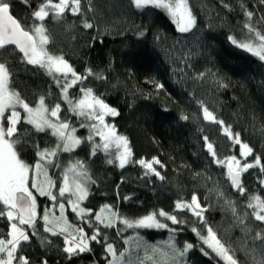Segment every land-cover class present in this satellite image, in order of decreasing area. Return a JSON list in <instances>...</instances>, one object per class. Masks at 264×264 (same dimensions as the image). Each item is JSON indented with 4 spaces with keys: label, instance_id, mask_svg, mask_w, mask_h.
<instances>
[{
    "label": "trees",
    "instance_id": "1",
    "mask_svg": "<svg viewBox=\"0 0 264 264\" xmlns=\"http://www.w3.org/2000/svg\"><path fill=\"white\" fill-rule=\"evenodd\" d=\"M9 2L11 13L28 26L34 22L31 13L43 0ZM188 3L195 17V25L188 32H180L165 10L151 6L137 9L131 0H81V13L73 15L66 11L60 21L48 17L43 22L49 36L46 45L49 54L62 56L77 74L87 77L69 88V98L74 101L81 88H90L117 110L118 115H109L110 123L118 135L127 138L131 149L129 163L123 168L115 159V150L106 153L101 148L92 155L98 138L80 126L79 116L63 99L57 84V79L64 83L62 74L49 75L44 69L27 64L21 58L22 53L11 47L8 51L0 50V62L6 61L12 73L10 89L19 93L29 106L37 105L41 97L49 109L59 103V121L70 123L84 141L71 152L58 151L56 156L42 161L47 178L55 186L49 189L44 185L45 175L38 186L44 185L46 191H51L57 197L53 201L50 196L40 195L31 183L34 165L41 160L37 152L51 150L58 139L51 129L38 133L23 119L17 125L21 144L16 150L22 160L33 166L28 187L36 197L39 213L43 208L60 213L58 204L63 201L67 221L74 227H83L89 236L92 230L88 220H94V213L104 205L113 206L129 221L161 210L180 221L174 224L157 216L168 225L160 229L127 228L119 220L111 228L101 224L100 242H90V252L69 259L63 252L64 236L45 232L43 218L37 217L36 235L25 226L30 240L22 242L17 253L26 257L29 264L44 261L108 264L109 243L117 254L129 249L136 260L140 249L132 244L135 237L154 242L173 240L176 248L182 250L185 244H192L193 248L182 257L185 264H228L201 239L207 237L209 227L231 250L238 264H259L264 260V243L255 239L258 232H264V227L254 220L253 209L247 206L254 195L264 199L261 183L264 172L260 170L264 166V61L229 39L256 43L248 25L264 34V0H188ZM249 12L251 17L247 15ZM85 21L93 27L85 28ZM204 108L223 124L204 119ZM16 110L25 117L19 105ZM226 127L233 137L239 134L241 144L252 148L251 155L241 156L240 144L225 133ZM90 134L93 140L88 141ZM208 143L213 145L215 156L209 152ZM257 156L261 165L241 173L246 190L241 195L234 191L226 172L228 159L236 157L242 166L245 162L254 163ZM109 159L114 163H108ZM141 159H158L159 175L140 165ZM77 161L83 162L90 177L89 195L82 205L92 211L84 220L71 210L68 194L59 196L65 169ZM193 195L204 209L203 221L189 209L176 208L178 201L191 203ZM10 223L0 217V238H9L6 234ZM201 249L209 255H204Z\"/></svg>",
    "mask_w": 264,
    "mask_h": 264
},
{
    "label": "snow or ice",
    "instance_id": "2",
    "mask_svg": "<svg viewBox=\"0 0 264 264\" xmlns=\"http://www.w3.org/2000/svg\"><path fill=\"white\" fill-rule=\"evenodd\" d=\"M131 3L137 9H145L151 6L165 10L171 16L180 32H188L195 25V17H193L188 6V0H131ZM10 8L9 0H0V50L8 51L11 47L18 54L22 53L21 58L27 64L37 66L38 69H44L49 75H52L54 72L61 73L65 77L64 83L61 84L59 79H57V84L70 110L77 116L84 117L86 120L98 122L89 126L95 132V135L100 136L102 140L101 144L94 145L92 155H95L101 148L108 153L109 149L114 145L116 148L115 159L119 161V166L123 168L125 164L129 163V157L131 156L128 140L126 137L116 133L114 125H108L104 121L106 115H118L117 110L111 108L98 96H95L93 90L90 88H81L80 91L83 93V97L74 103L69 98L68 90L87 77L77 74L62 56L50 55L46 50V45L49 44V36L43 23L45 19L51 17V19L60 21L64 18L66 11L71 12L73 15L81 13V0H43L42 3L37 5V9L31 13L34 22L28 26L21 24L19 20L14 18L11 15ZM247 15L251 17L252 13L249 12ZM35 21H40L41 23L37 25ZM83 26L85 28L93 27L87 21L84 22ZM248 28L250 33H254L255 46L252 41L238 42L232 37H229V39L232 44L264 61V34L257 32L251 25H248ZM69 74H71L70 80L68 79ZM88 74H92L91 69L88 70ZM11 76L12 73L9 70L7 62H0V205H3V207H0V217H5L11 222L10 231L6 234L9 238H0V264H14L17 261L19 264H29V260L26 257L18 256L17 253L22 246V242L30 240V235L25 226L33 229L32 235H36L35 227L38 214L36 210V197L28 187V174L33 166L22 160L16 150V146L21 144V134L18 131L17 125L21 124L23 119L27 124L32 125L38 133H46L51 129L52 135L58 139V143L51 150L44 149L37 152V155L41 157V160L37 161L34 165L37 172L42 169V161L56 156L58 151L71 152L84 141L76 137V129L71 127L70 123H57L48 118V113L50 112V116L59 121L61 107L59 103L49 109L45 105V98L41 97L39 105L35 109L30 107L20 98L19 93L10 89ZM17 105L27 114L25 117L22 118L20 112L16 110ZM184 119H187V117H184ZM204 119L215 121V117L207 108H204ZM215 122L223 124V121ZM84 126V124L81 125V127ZM25 131L27 132V129ZM225 133L233 138L237 144H240L242 157H248L253 153L252 148L247 144L240 143L238 133L233 137L227 127L225 128ZM86 139L91 141L93 140V136L90 134ZM205 140H207V137H205ZM207 147L212 156H215L216 153L213 145L208 143ZM217 162L223 163L222 161ZM108 163H114V160L109 159ZM138 163L155 175H159L153 167L154 163L159 164L158 160L145 161L141 159ZM260 165L261 160L259 156L255 158L254 163L245 162L242 166L241 161L236 157L228 159L227 174L231 179L232 186L241 195L246 194V190L240 179L241 173ZM77 169L81 171H77ZM83 169L84 165L82 161H77L75 164L70 165L63 175V184L59 188L60 197H64L66 193L69 194L67 203L81 220H84L86 215L92 211L91 209L86 210L80 207V202L87 199L89 195L86 179H90V177H87V172ZM260 170L264 172V166H261ZM68 172L72 173L71 177L68 175ZM44 175L48 188L54 187V182L50 178H47L46 172ZM82 177L86 179H82ZM261 183L264 184V181H261ZM32 188H36L42 196L47 195L53 201L57 200V197L51 191H46L35 182L32 183ZM71 197H75V200L71 199ZM58 206L60 209L59 217L53 216L50 218L48 211L44 212L42 217L44 231L52 235L64 236L65 247L63 248V252L67 254L69 259L78 256L80 253L90 252L92 250L90 242H100L101 224L105 228H111L119 220L127 228H167L168 225L161 223L157 219V216L166 217L174 224L180 223L175 215H169L163 210L158 213H150L135 221H129L127 218L121 217L114 210L113 206L105 205L99 212L94 213V220H88V226L92 230V234L89 236L83 227H74L67 221L64 215L65 203L63 201L59 202ZM247 206L253 209L251 216L254 220L261 222V226L264 227V199L259 195H254L250 197V202ZM176 208L189 209L203 221L202 213L204 209L200 206L198 198L195 195H193L191 203L178 201ZM233 212L235 213L234 208ZM193 231H196V229H193ZM207 232V237L201 236V239L208 248L217 257L227 261L228 264H238V261L230 254L231 250L220 241L210 227L207 229ZM197 234L199 235V233ZM103 239L106 241L107 237L104 236ZM255 239H259L264 243V232H258ZM125 243H128V241H125ZM167 243L174 253L171 258L168 257L167 252L162 251L158 246L146 245L142 242L141 238H138L136 246L144 248L145 256L143 259L137 258L136 260L132 258L129 249H125L117 254V250L113 244H106V252L111 254L112 257L108 261V264H146L148 261H151V264H170L171 260H175L177 257H185L187 252L193 248L192 244H185L183 250H181L176 248L173 240H169ZM149 251L153 255H149ZM201 251L204 255H209L207 251L203 249ZM126 253L128 254L127 259H125ZM157 253L160 254V260L154 259ZM43 264H47V262L44 261ZM259 264H264V260L260 261Z\"/></svg>",
    "mask_w": 264,
    "mask_h": 264
},
{
    "label": "rangeland",
    "instance_id": "3",
    "mask_svg": "<svg viewBox=\"0 0 264 264\" xmlns=\"http://www.w3.org/2000/svg\"><path fill=\"white\" fill-rule=\"evenodd\" d=\"M188 6H189V8H190V10H191V7H190V5H189V3H188ZM191 13H192V15H193V12H192V10H191ZM169 15V14H168ZM170 16V15H169ZM193 17H194V15H193ZM170 18H171V16H170ZM172 19V18H171ZM233 38V37H232ZM254 44V46H255V43H253ZM58 74H61V73H58ZM69 75H71V74H69ZM96 96V95H95ZM83 97V93L81 92V91H79V93H78V95L75 97V99H74V103L77 101V100H79L80 98H82ZM40 102V101H39ZM39 105V103L37 104V105H35V106H30V107H32V108H36L37 106ZM27 114L25 113V116H26ZM48 118L49 119H51L53 122H57V123H59V122H61V121H57L56 120V118H54V117H51L50 116V112L48 113ZM79 120H80V126L82 125V124H84L85 125V127L87 128V131H90L93 135H95V132L94 131H92V129L89 127L91 124H93V123H98L97 121H95V120H86L84 117H81V116H79ZM104 121H105V123L106 124H108V125H111V123H110V120H109V115H106L105 117H104ZM64 122V121H63ZM75 135H76V137H78L77 136V133L75 132ZM97 138H98V142H99V144H101L102 143V140H101V137L100 136H97V135H95ZM79 138V137H78ZM110 149H112V150H115L116 151V148H115V146L113 145ZM49 159H50V157H49ZM155 160H158V159H155ZM145 161H153V159H150V160H145ZM159 161V160H158ZM75 164V163H74ZM42 169L39 171V172H37V170L34 168L33 169V177H32V179H33V182H35L37 185H38V182H39V179L44 175V173L46 172L47 173V171H46V167L44 166V164L42 163ZM70 165H72V164H70ZM70 165L65 169V171L66 170H68L69 169V167H70ZM156 165L157 164H153V167H154V169H155V171L157 170V167H156ZM84 170V169H83ZM77 171H81L80 169H77ZM65 173V172H64ZM29 175H30V171H29V174H28V179H29ZM68 175L71 177L72 176V173L71 172H68ZM82 179H86V178H84V177H82ZM87 183H88V179H86V185H87ZM32 184V183H31ZM28 185H29V183H28ZM44 185L46 186L47 185V182H44ZM44 185H43V187H44ZM42 187V186H41ZM88 189V188H87ZM31 191V190H30ZM33 193V192H32ZM66 194H68V193H66ZM34 195V194H33ZM68 197H69V194H68ZM69 199V198H68ZM71 199H73V200H75V197H71ZM70 206V205H69ZM105 206V205H104ZM71 207V206H70ZM80 207H82V208H84L83 207V205H82V202H80ZM103 207V206H102ZM101 207V208H102ZM85 209V208H84ZM36 210H37V217H43V214H44V212L47 210H44V208L42 209V212L41 213H39L38 212V207H37V201H36ZM48 211V213H49V216H50V218L51 217H53V216H55V217H59L60 216V213H55L53 210L51 211V212H49V210H47ZM105 215H107V213H105ZM140 218H142V217H140ZM140 218H138V219H140ZM157 219L159 220V218L157 217ZM160 222H161V220H159ZM117 223V222H116ZM162 223V222H161ZM138 238H141V237H135L134 239H133V241H132V244H134V247H136V248H138L136 245H137V239ZM142 239V242L144 243V244H146V245H149V246H151V245H156V246H158L162 251H164V252H167V254H168V257L169 258H171L173 255H174V253L172 252V249H171V247L168 245V241H159V242H154V241H150V240H145V239H143V238H141ZM129 242V241H128ZM138 249H140V254H139V259H143L144 258V256H145V253H144V248L143 247H140V248H138ZM179 249V248H178ZM182 250V249H181ZM149 255H153L152 253H151V251H149ZM112 258V257H111ZM128 257H125V259H127ZM154 259H156V260H160L161 259V257H160V254L159 253H157V254H155V256H154ZM227 262V261H226ZM228 263V262H227ZM146 264H151V261H148V262H146ZM170 264H185V262H184V260L182 259V257H177L175 260H171V262H170Z\"/></svg>",
    "mask_w": 264,
    "mask_h": 264
},
{
    "label": "water",
    "instance_id": "4",
    "mask_svg": "<svg viewBox=\"0 0 264 264\" xmlns=\"http://www.w3.org/2000/svg\"><path fill=\"white\" fill-rule=\"evenodd\" d=\"M11 15L14 17V18H16L12 13H11ZM17 19V18H16ZM18 20V19H17ZM226 172H228V169H227V166H226ZM229 179H230V177H229ZM240 179H241V182H242V174H241V177H240ZM230 181H231V179H230ZM233 189H234V191H237V189L233 186Z\"/></svg>",
    "mask_w": 264,
    "mask_h": 264
}]
</instances>
